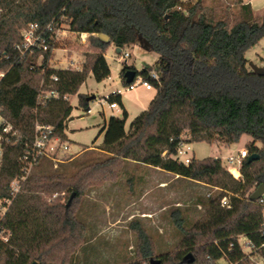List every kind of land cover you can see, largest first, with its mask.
<instances>
[{"label":"trees","instance_id":"trees-1","mask_svg":"<svg viewBox=\"0 0 264 264\" xmlns=\"http://www.w3.org/2000/svg\"><path fill=\"white\" fill-rule=\"evenodd\" d=\"M216 9L204 0H0L1 115L18 132L3 142L0 198H10L11 184L24 175L21 157L35 139L36 125L54 128V136L67 141L66 128L78 95L87 113L91 97L80 94L90 74L97 82L110 76L106 60L109 46L121 53L140 42L157 55L159 80L149 70L124 62L128 70L149 81L156 95L126 129L128 113L110 117L98 151L106 160L80 167L73 174L58 167L48 174H32L21 182L0 222V264H73L87 242L88 228L80 218L84 197L92 187L117 176V168L132 161L161 169L219 191L210 197L203 218L187 228L181 211L172 220L183 239L179 251L156 256L153 241L139 221L130 229L138 236V260L130 264H248L239 243L244 237L264 255V196L250 200L264 185V75L254 73L246 53L264 38V15L255 17L250 5L236 0ZM58 28L67 24L74 33H86L90 50L81 70L56 69L49 65L56 44L48 51L35 49L21 56L16 48L22 32L31 24ZM99 35H106V43ZM42 58L41 64L38 59ZM58 78L57 82L52 77ZM54 90L57 98L40 102V91ZM122 106L121 95L110 98ZM101 132V133H102ZM185 135H187L185 137ZM243 136L252 142L245 148L241 179H235L213 157L188 165L176 159L180 143L221 142L238 144ZM251 155L258 159L249 161ZM54 164L42 161L39 165ZM61 163L58 166H62ZM65 196L52 202L46 196ZM228 197L230 208L221 205ZM263 246V247H262ZM262 247V248H261ZM193 259V262L191 260Z\"/></svg>","mask_w":264,"mask_h":264},{"label":"rangeland","instance_id":"rangeland-1","mask_svg":"<svg viewBox=\"0 0 264 264\" xmlns=\"http://www.w3.org/2000/svg\"><path fill=\"white\" fill-rule=\"evenodd\" d=\"M60 28L62 31L58 33V41L49 65L56 69L64 68L66 61L71 58L85 62V54L90 50L88 40L82 43L80 36L70 31L67 24L60 25ZM142 44L144 45H135L124 50L132 55L127 59L128 65H135V69L139 71L143 66L151 67L152 73L159 76V69L155 64L156 55L147 49L146 43ZM246 56L251 59L250 64L261 67L252 52ZM262 56L264 57V53ZM106 60L110 76L102 82H97L90 74L79 90L80 94L95 96V99L90 101L91 112L85 113L79 106L78 95L70 97L73 111L66 133L71 153L82 152L78 156L69 153V156L63 159L65 161L63 165L57 166L58 170L65 174H73L80 167L108 158V155L97 150L103 143V136L98 139L97 137L105 127V121L107 122L111 116L120 115L121 108L111 110L110 102L107 100L103 106H99V100L110 95L115 89L122 90L123 97H133L134 94L130 92L143 90V87H137L136 91H125L126 85L120 77L125 67L124 61L115 46L108 47ZM41 62L42 58H39L38 64ZM149 92L154 94L155 89ZM135 117L130 115L126 127L129 128ZM251 142L249 136H243L238 144H233L229 148H224L225 145L221 142L213 144L195 142L190 144L192 149L190 155L197 160L220 157L224 162L225 157L246 148ZM57 167L52 169L50 164L48 168L47 165H37L32 168L29 175L48 174ZM117 176L104 184L92 187L84 197L80 218L88 228V239L76 254L73 264H130L138 260V236L130 229L133 221H139L150 235L156 256L177 252L183 236L174 225L172 213L175 210L181 211L186 227L190 228L203 218L209 200L220 193L203 183L178 179L161 169L132 161L120 165L117 168ZM57 198H63L62 202L65 200L64 194L46 196L48 202ZM240 241L244 242L245 238H240Z\"/></svg>","mask_w":264,"mask_h":264},{"label":"built area","instance_id":"built-area-1","mask_svg":"<svg viewBox=\"0 0 264 264\" xmlns=\"http://www.w3.org/2000/svg\"><path fill=\"white\" fill-rule=\"evenodd\" d=\"M62 31L60 26L58 28H54L52 23L48 24L46 27L41 28L38 24H31L22 32V42L16 46L21 56H25L26 54H30L35 49H42L43 51H48L49 45L48 42H52L56 44L58 41V33ZM82 43H86L87 34L86 33H77ZM55 49V48H54ZM53 49V51H54ZM121 58L124 62L127 63V59L130 58V53L123 51L121 53ZM82 61L75 60L73 58L68 59L66 61V66L64 68L66 70H81ZM6 73L0 71V87L5 78ZM151 77L158 81L159 76L154 73H150ZM52 81L57 82L58 78L53 76ZM137 87H143L147 90L154 89L152 84L149 81L144 80L141 76H136L134 81L125 87V91H133ZM123 91L118 89L112 92L110 95H107L105 98L99 100L98 105L103 106L105 100L109 101V107L114 109L118 107V103L111 102V97H116L122 95ZM59 96L58 92L54 90L44 91L41 89L39 94V101L43 102L46 100H50L52 98H57ZM91 112L90 110L87 112L88 114ZM35 139L34 142L26 147L25 154L21 157V161L25 164L24 175L19 179H16L11 184V193L10 198L1 199L0 198V222L1 219L5 216L9 206L12 203L13 198L20 191L21 182L24 181L28 176L33 167L39 165L42 161H49L54 164L55 167L58 164L65 162L63 159L69 156L70 153V145L67 141H62L59 137L54 136V128L48 125H36L35 130ZM17 137L18 132L14 129L12 124H10L0 112V170L2 166L3 160V142L6 140V137ZM192 149L190 144L180 143L178 148V153L176 159L182 162L185 165H188L191 160L190 153ZM249 156L248 151L245 148L237 150L235 153H231L227 157L224 158V162H222L224 168L235 178L241 179V167L243 160ZM215 159H221L220 157H215ZM221 205L225 208H230V201L228 197H223L221 199ZM244 238V237H240ZM239 238V243L243 249V252L246 254L248 259V264H264V255L259 252L260 248H256L251 245L248 240L245 238L244 242H241ZM264 246V245H263ZM262 246V247H263ZM261 247V248H262ZM223 262L224 264H238V263H227L225 261H220L219 264Z\"/></svg>","mask_w":264,"mask_h":264},{"label":"crops","instance_id":"crops-1","mask_svg":"<svg viewBox=\"0 0 264 264\" xmlns=\"http://www.w3.org/2000/svg\"><path fill=\"white\" fill-rule=\"evenodd\" d=\"M183 3H188V2H195L196 0H179ZM236 0H204L205 2V6L206 7H209V8H216V9H221V8H226V7H231L233 10L235 11H239L240 10V5L239 4H236L235 3ZM242 1V4L243 5H250L251 8H252V11H253V14L254 16L257 18V17H262L264 15V0H241ZM143 42H140L136 45H144L142 44ZM114 47V45H111ZM135 46V45H134ZM134 46L132 47H129L128 49L130 48H133ZM148 49V48H147ZM256 49V50H255ZM126 50V49H125ZM150 51V50H149ZM249 52H252L258 59L259 61V66L263 67L264 68V57L262 56V53H264V38L258 43V45H256L254 48H252L251 50H249L246 55L249 53ZM106 57V55H105ZM132 57V55L130 54V58ZM246 58L248 59L249 62H251V59L248 58L246 56ZM157 62V55H156V60H155V64ZM128 65V63H127ZM129 66H135V65H129ZM146 68L147 70H149L150 73H152V68L151 67H146V66H143L142 67V70ZM139 71V70H138ZM121 77V76H120ZM122 80V79H121ZM123 82V81H122ZM118 89H115V90H112V92L116 91ZM153 90V89H152ZM133 91H136L133 90ZM149 91L151 90H147L146 88H143V90H138L134 93L130 92L131 94H134V96H127V97H123L121 95V101H122V106L118 104V107L121 108L120 110V115H115L114 117H119V118H122L123 116V112L126 111L128 113V118H130V115L132 116H138L139 114H141L143 111L147 110L151 101L154 99L155 95H156V90L154 92V94H151ZM111 92V93H112ZM123 94V93H122ZM85 95V94H84ZM91 98L95 99V96H92ZM92 99V100H93ZM116 107V108H118ZM114 108V109H116ZM111 109V108H110ZM114 109H111V110H114ZM114 114V113H112ZM103 115H104V118L105 117V114L103 112ZM112 117V116H111ZM110 119V118H109ZM71 120V119H70ZM129 120V119H128ZM133 121V120H132ZM108 122V121H107ZM107 122L105 121V126L107 124ZM105 128V127H104ZM103 128V129H104ZM102 129V130H103ZM126 129H128V127H126ZM102 130L100 131L97 139L100 137V136H103L104 138V132H102ZM102 132V133H101ZM67 135V133H66ZM67 138H68V135H67ZM96 139V140H97ZM95 140V142H96ZM67 142L69 143V139L67 140ZM70 145V143H69ZM224 148H229L228 147H224ZM98 150V149H97ZM82 151L80 152H77L76 154H72L71 153V145H70V154L71 155H74V156H78L79 154H81ZM73 159V158H72ZM168 173V172H167ZM174 175V174H173ZM176 177H178V179H181L179 176L177 175H174ZM184 179V178H183ZM187 180V179H186Z\"/></svg>","mask_w":264,"mask_h":264},{"label":"water","instance_id":"water-1","mask_svg":"<svg viewBox=\"0 0 264 264\" xmlns=\"http://www.w3.org/2000/svg\"><path fill=\"white\" fill-rule=\"evenodd\" d=\"M99 37L106 43L110 42L109 38L106 35H99ZM120 52H121V49H117V53H120ZM249 66L254 73L258 75H264L263 67H258L254 64H250ZM135 77H136V72L133 70H128L125 74L126 82L128 84L132 83ZM258 157H259L258 155H251L249 157V161H254L258 159ZM263 196H264V185H260L252 192V194L250 195V200L252 201L260 200ZM191 262H193V259L191 260ZM34 264H37V263H34ZM149 264H161V262L158 259H152Z\"/></svg>","mask_w":264,"mask_h":264}]
</instances>
